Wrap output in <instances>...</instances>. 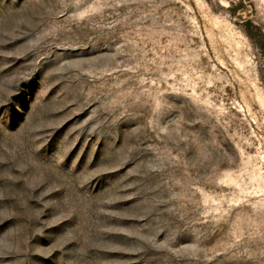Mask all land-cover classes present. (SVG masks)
<instances>
[{"label":"rangeland","instance_id":"374dc122","mask_svg":"<svg viewBox=\"0 0 264 264\" xmlns=\"http://www.w3.org/2000/svg\"><path fill=\"white\" fill-rule=\"evenodd\" d=\"M0 264H264V0H0Z\"/></svg>","mask_w":264,"mask_h":264},{"label":"trees","instance_id":"16d2710c","mask_svg":"<svg viewBox=\"0 0 264 264\" xmlns=\"http://www.w3.org/2000/svg\"><path fill=\"white\" fill-rule=\"evenodd\" d=\"M241 9V8H240Z\"/></svg>","mask_w":264,"mask_h":264}]
</instances>
